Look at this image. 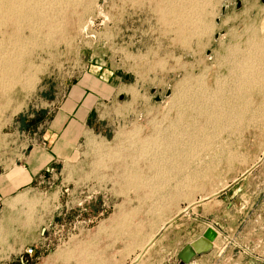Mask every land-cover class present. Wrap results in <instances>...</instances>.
<instances>
[{"label": "rangeland", "instance_id": "1", "mask_svg": "<svg viewBox=\"0 0 264 264\" xmlns=\"http://www.w3.org/2000/svg\"><path fill=\"white\" fill-rule=\"evenodd\" d=\"M8 5L0 174L69 97L91 111L56 176L44 171L0 208L11 237L35 240L32 257L5 264H151L176 248L187 205L238 179L261 194L264 63L247 58L264 43V0H23L12 15Z\"/></svg>", "mask_w": 264, "mask_h": 264}, {"label": "crops", "instance_id": "2", "mask_svg": "<svg viewBox=\"0 0 264 264\" xmlns=\"http://www.w3.org/2000/svg\"><path fill=\"white\" fill-rule=\"evenodd\" d=\"M83 96H71V105L63 104L56 109L39 142L35 141L19 162L0 174L1 209L10 207L11 199L19 190L31 187L37 178L43 179L44 171L56 176L53 165L58 167L76 151L91 111V106L84 103V99L81 101ZM238 180L203 200L200 205H187L182 209L174 220L179 236L177 250H169L161 258L146 261L152 260L151 264H178L180 252L200 239L209 228L203 222L205 210L209 208L206 213L211 221L209 225L218 230L217 236L210 251L194 256L188 264H264V189L262 187L261 194L255 198L256 190ZM236 215L239 217L235 218ZM2 227L0 224V231L3 230L0 233V264H5L10 257L24 255L25 249L35 240L27 245L23 236L13 238Z\"/></svg>", "mask_w": 264, "mask_h": 264}, {"label": "bare ground", "instance_id": "3", "mask_svg": "<svg viewBox=\"0 0 264 264\" xmlns=\"http://www.w3.org/2000/svg\"><path fill=\"white\" fill-rule=\"evenodd\" d=\"M33 2V1H32ZM22 4H23V0H9V7H8V10L10 11L9 12V14L11 13V12H13V11H15L16 12V10H17V12L19 13V11H18V9H20L21 10V7H22ZM193 6V5H192ZM180 7V6H179ZM30 10V9H29ZM172 10V9H171ZM179 10V9H178ZM182 11V10H181ZM189 11V10H188ZM172 12V11H171ZM176 12V11H175ZM180 12V11H179ZM184 13V12H183ZM20 14V13H19ZM172 14V13H171ZM190 14V13H189ZM10 15H12V14H10ZM173 15H175V14H173ZM178 15H180L181 16V14H177V16ZM174 17V16H173ZM184 17V16H183ZM187 17V16H186ZM195 17V16H194ZM177 18V17H176ZM180 19H181V17H180ZM190 19V18H189ZM189 19H187V20H189ZM190 22L191 21H186V20H184L183 22L181 21V23H179L178 25L179 26H177V30L179 31H177L179 34H181V33H184V32H186L187 31V26L186 25H190ZM188 25V26H189ZM202 25V24H201ZM208 26V25H207ZM207 26H205V27H207ZM189 28H190V26H189ZM190 30V29H189ZM180 37V36H179ZM254 48H255V50L254 51H252L251 52V54L248 56V58H247V64L248 65H250V63H254V61H255V63L258 61V62H260V63H264V43H260V44H258V45H255L254 46ZM250 52V51H249ZM8 61V60H7ZM9 64V63H8ZM6 68H4L7 72H9L12 68L10 67V66H5ZM13 67V66H12ZM245 67V66H244ZM254 68V67H253ZM253 68H251V72H250V75H253L254 76V74L256 75V76H254V78L253 79H255V77H257V74H258V71L255 69H253ZM3 71V70H2ZM252 81V80H251ZM201 130V129H200ZM194 134V133H193ZM170 135V134H169ZM172 135V134H171ZM170 135V136H171ZM191 135V134H190ZM196 135H197V133H196ZM195 135V136H196ZM170 136H168V137H170ZM192 136V135H191ZM198 137V136H197ZM171 138H172V136H171ZM170 138V139H171ZM176 138V137H175ZM194 138H196V137H194ZM174 139V138H173ZM188 139V138H187ZM198 139V138H197ZM154 140V139H153ZM159 140V139H158ZM191 140H192V138H191ZM196 140V139H195ZM190 141V140H189ZM197 141H200L199 139L197 140ZM165 142V141H164ZM169 142V141H168ZM168 142H167V144H168ZM174 142V141H173ZM192 143H193V140L191 141ZM201 142V141H200ZM156 143V142H155ZM170 143V142H169ZM197 143V142H196ZM199 143V142H198ZM171 144V143H170ZM173 144V143H172ZM171 147V146H170ZM178 147V146H177ZM165 148H166V146H165ZM173 148V147H172ZM167 149V148H166ZM165 149V150H166ZM176 149V148H175ZM189 149V148H188ZM174 150V149H173ZM173 150H170V151H173ZM176 150H178V149H176ZM170 151H169V153H170ZM183 150H181V152H182ZM185 151H186V149H185ZM166 152H167V150H166ZM174 152V151H173ZM179 152V151H178ZM184 153V152H183Z\"/></svg>", "mask_w": 264, "mask_h": 264}, {"label": "water", "instance_id": "4", "mask_svg": "<svg viewBox=\"0 0 264 264\" xmlns=\"http://www.w3.org/2000/svg\"><path fill=\"white\" fill-rule=\"evenodd\" d=\"M216 236L215 230L208 228L200 239L186 246L180 252L178 264H188L194 256L210 251Z\"/></svg>", "mask_w": 264, "mask_h": 264}, {"label": "built area", "instance_id": "5", "mask_svg": "<svg viewBox=\"0 0 264 264\" xmlns=\"http://www.w3.org/2000/svg\"><path fill=\"white\" fill-rule=\"evenodd\" d=\"M25 255L28 257H32L34 255V249L32 247H27L25 249Z\"/></svg>", "mask_w": 264, "mask_h": 264}]
</instances>
